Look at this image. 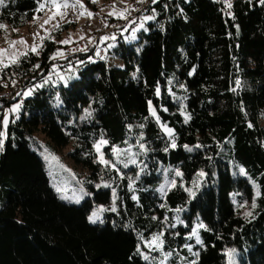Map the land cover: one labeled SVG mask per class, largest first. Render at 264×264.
I'll return each instance as SVG.
<instances>
[{"label": "trees", "instance_id": "1", "mask_svg": "<svg viewBox=\"0 0 264 264\" xmlns=\"http://www.w3.org/2000/svg\"><path fill=\"white\" fill-rule=\"evenodd\" d=\"M37 7L38 0H4L0 24L23 27ZM144 11L153 13L147 30L112 50L122 67L93 59L100 44L58 57L61 45L47 39L37 53L27 52L0 73V85L8 83L16 93L33 87L54 63L65 69L72 63L79 71L67 86L20 96L7 136H0V264H152L141 255L159 254L146 245L152 236L194 259L191 246L199 253L197 264H226L229 248L242 264H264V0H232L229 6L219 0H149ZM106 33L92 32L90 39L100 43ZM13 74L15 88L8 80ZM9 103L0 98V132ZM36 131L57 148L72 142L70 156L95 180L105 170L96 160L99 140L128 147L144 132L151 185L140 182L136 196L130 177L108 168L107 177L124 184L117 209L90 222L95 204L109 208L111 189L87 183L93 196L79 204L62 200L30 145ZM161 169L179 171L185 184L161 193ZM253 202L251 215H244L241 208ZM177 213L186 226L176 224ZM199 223L202 244L186 236Z\"/></svg>", "mask_w": 264, "mask_h": 264}, {"label": "rangeland", "instance_id": "2", "mask_svg": "<svg viewBox=\"0 0 264 264\" xmlns=\"http://www.w3.org/2000/svg\"><path fill=\"white\" fill-rule=\"evenodd\" d=\"M83 1L85 2L84 6L88 11L97 14L94 18V21L97 24L107 23L117 26L116 29L101 36V37H109V39L103 41L100 39V43H99L100 49H104L107 52V54L102 56L100 55V49H97L96 53L99 52V55H96L95 56L96 58L93 59H97V58L104 59L110 63H113L118 67H122L123 62L121 59L117 58L113 54L112 52L113 48L119 43L121 39L125 40L126 42H133L137 40L139 31L147 30V23L153 19L152 18L150 20H147L145 19V17L148 16L153 17V13L149 11H144L138 14L136 17L127 20L126 25L120 27L121 21L126 20L125 17L127 15V7L133 2V0H97L96 3H92L91 0H83ZM88 1L91 4V6L89 5ZM113 5H115V8H113ZM55 11H57V9L53 8L52 5H48V7H46L44 11H41L36 14V16L39 18L36 22L31 21L23 27L13 28L10 27L8 24H4L7 26V30L6 31L0 30V49H8L7 53H5V58H6L5 62H7L8 57H14L18 61L25 53L30 51L29 49L33 44H36L38 46V51H39L47 39L52 40L57 44H60L59 41L71 37V40L69 41L68 44H60L61 47L59 51L63 52V55H57L58 57L64 56L69 51H71L72 48L77 47L79 41L90 39L92 31L87 28L86 25L87 19L84 16H81L73 23H70L68 27L65 26L66 24H68L67 22L60 20L59 17H57V19L52 20L49 24L44 25L43 29H41L39 25H43L44 21L48 19L49 16H51ZM109 11H116L118 14L114 16H109L108 15ZM57 22H59L61 25L59 29L53 27V25L56 24ZM13 29H16V31H13ZM37 32H39L40 35L36 36L34 40L33 34ZM41 36L44 37L50 36L51 38H45L44 40H41ZM113 36L115 37V39H111V37ZM81 37H83V39H81ZM21 38H24L27 41V43L26 44L17 43L14 47L9 46V41H13V40L18 41ZM109 45H111V47H109ZM78 51H80V49ZM61 65L62 63H58V62L54 63L51 66L50 70L47 72L46 76L35 84V85L39 84L42 86L35 89H39L46 86L57 87L61 84L67 86L73 80L79 78V71L72 63H69L66 69L62 68ZM45 80H47V83H45ZM13 91L14 90L11 88H6V87L5 89L0 88V98L1 97L3 98V96L8 98L9 96L7 95V93L8 92L13 93ZM169 91L172 95H174V90L171 87V85L169 87ZM14 96H15V92L11 96V100L9 104L13 105L15 103H18L20 96H15V99H12V97ZM2 104L3 103L1 102V105ZM5 105L6 104H3V106ZM153 109L154 107L151 106V111ZM181 109L183 112H185L184 107H182ZM9 115L10 114H8V121L10 118ZM159 123L161 124L162 127L166 126L163 123H161L160 120ZM7 128H8L7 126L5 128L2 122V133H4L3 137L7 136ZM167 128L170 129L169 127ZM136 137H137V144H131L128 147H117V146L112 147L107 142V144L101 145V149L99 153H97L95 149L96 160L98 162L101 154L103 155L104 160L110 162L107 165L101 163L102 167L105 170L104 172H102V174L97 180L91 177V170L87 166L77 163L70 156V153L73 151L74 148L72 142L65 147L57 148L55 147L54 143L42 131H36L34 134V139L30 141V145L42 156L45 162V167L47 174L49 176L50 184L54 189V191L62 200L69 202L71 204H79L84 199L93 196V192L87 186V183L89 184L93 182L95 187L98 189L105 187L111 189L112 202L110 203L109 208H107V206L103 204H98V205L95 204L90 214V216H92L93 213H96V217H95V222H96L104 217L103 215L105 211L117 209L118 199L120 197L119 186L124 185L122 182L120 183V181H116L115 179H109L107 177L108 168L116 170L118 172L117 175L120 178L124 177V173L126 176H129L130 184L128 183V186L130 190H134V192L139 187L140 182L144 183V187L151 185V183H148L146 180V177L150 176L149 173L150 169L148 165L149 149L147 146V142L144 141L143 139L144 132L138 133ZM141 144L144 145L143 149H141L140 147ZM113 149H116V151H113ZM133 159L136 161L135 164L131 163V160ZM113 164L115 165V167L112 166ZM124 164H128V167H124ZM141 169H143V171H141ZM160 171H161L160 174L162 175V181L157 185V188L161 193L165 194L169 189L179 184H183V185L185 184L183 181L179 180V176L172 173L169 169H164V170L161 169ZM115 177L117 178V176ZM195 186L196 188H198V190H200L201 183L200 184L198 183ZM162 188L164 189L163 191H161ZM256 194L257 196H259V192H257ZM135 195L137 196V192H135ZM241 209H242L241 212L244 215H246L248 213H252L254 208L250 206L248 203L245 204V206H243ZM174 217L179 219L176 220V224L180 225L183 223L182 225L186 226V220L184 217L181 219L178 213L177 215L175 214ZM200 225L201 223H199L197 225V228L195 229V232L198 236H199V230L201 228ZM191 234H193V232L187 233L186 236L189 237ZM154 237L157 236H152L151 240L149 241L151 243L147 242L146 245L149 246L150 249H155L159 254H155L152 256L148 253H144V255H147L149 257V260L152 264H161L162 261L163 264H191L192 261H196L198 259V257L193 255V253H196L195 249L193 248L190 253H191V257L194 256V259L187 258L184 252L180 249L176 251L168 250L167 248H165L164 245L165 242L163 237H160V240H162L163 242L162 246L158 248L156 247L158 241H154ZM194 237L197 238L196 235H194ZM229 250H234V251L229 252ZM169 252L172 253V255L169 256L167 259H165V254ZM226 254H227L226 264H242V261L240 259V254L235 249L229 248Z\"/></svg>", "mask_w": 264, "mask_h": 264}, {"label": "snow or ice", "instance_id": "3", "mask_svg": "<svg viewBox=\"0 0 264 264\" xmlns=\"http://www.w3.org/2000/svg\"><path fill=\"white\" fill-rule=\"evenodd\" d=\"M91 2L92 3H96L97 0H91ZM156 2H157V0H153V3H156ZM3 5H4V0H0V6H3ZM48 5H52V7L55 8V9H57V11L53 12V14L51 16H49V18L44 21V24L43 25H39V27L41 29L44 28V25H47L52 20L57 19V17H59L60 20H63L65 22H67V23H72L73 21L72 20H68L67 17H66V13L63 11V9H65V8H72V9L78 10V12H77V19L79 17H81V16H86L88 18H92L93 15H94L92 12L88 11L86 9V7L82 3H80V0H73L72 3H69V0H43V2H40V0H38V7L36 9V12L39 13L41 11H44L45 8L48 7ZM113 8H115V5H113ZM117 14L118 13L116 11H109L108 12V15L109 16H114V15H117ZM152 18L153 17H151V16L145 17V19H147V20H150ZM32 19H33V22H36L39 18L36 15H34ZM60 26L61 25H60L59 22H57L56 24L53 25V27L56 28V29H59ZM141 27H142V25H141ZM0 30H5L6 31L7 30V26L4 25V24H0ZM13 31H16V29H13ZM39 35H40L39 32L34 33L33 34V39L35 40V37L36 36H39ZM45 38H51V37L50 36L49 37L41 36V40H44ZM81 39H83V37H81ZM100 39L103 41V40L109 39V37H101ZM111 39H115V37L113 36V37H111ZM70 40H71V37H69L68 39L59 41V43L60 44H68ZM17 43L26 44L27 41L24 38H21L18 41L17 40L9 41V46L10 47H14ZM89 43H91V41H89ZM109 47H111V45H109ZM29 50L32 53H37L38 52V46L36 44H33L30 47ZM81 50H83V49H81ZM7 51H8V49H0V73H4L5 69H9L14 64H17L18 63L17 59L14 58V57H8L7 58V62H5V59H6L5 58V53H7ZM24 55H27V53H25ZM56 55H63V52H61V51L58 50L57 53H56ZM96 55H99V52H97ZM52 59H55V55L52 57ZM34 67L39 68V65H35ZM2 78H4V77L3 76H0V79H2ZM8 80L11 83V86L13 88H15V86L17 84V80L14 78V74H13V76H9L8 77ZM45 83H47V80H45ZM41 86L42 85L37 84V85H34L31 88H27L26 90L17 91L15 93V96H25V97L26 96H29L35 90V88H38V87H41ZM0 87H8V83H5L3 85H0ZM15 96L12 97V99H15ZM149 104H151V102H149ZM19 109H20V104L19 103H15V104L11 105L10 108H8V109L5 110L4 118H3V121H2L3 124H4V126H5V128H6L7 124H8V113L18 112ZM152 112H153V115H155V110L154 109L152 110ZM157 119H158V117H157ZM163 127L165 128V131L168 133L169 136H172L173 135L171 129H168L166 126H163ZM249 127H251V125H249ZM3 135H4V133L0 132V136H3ZM2 143H3L2 140H0V150H2ZM103 144H107V141L101 139L99 142H97L94 145L97 153L100 152L101 145H103ZM170 146L171 147H175L174 139H173V142H172V144ZM140 147H141V149H143L144 148V145L141 144ZM185 147L187 148V145H185ZM197 147H199V145H197ZM164 150L167 151L168 148L166 147ZM113 151H116V149H113ZM99 162L100 163H103V164H106V165L110 163L109 161L104 160L102 154L99 157ZM131 163L135 164L136 161L133 159V160H131ZM112 166L115 167L114 164ZM124 167H128V164H124ZM141 171H143V169H141ZM240 171L243 172V169H241ZM176 175L177 176H180L181 173L179 171H177L176 172ZM200 175H204V173L201 172ZM137 178H138V176H137ZM130 187H131V185H130ZM163 190L164 189L162 188L161 191H163ZM133 199L135 200L136 197L133 196ZM252 207L253 208L256 207L255 202H253ZM248 215H251V213H248ZM95 217H96V213H93V215L89 217L90 222H95ZM200 227H204V226L203 225H200ZM193 235H196L197 236L196 243L197 244H202V241L199 239V236L196 234L195 230H193ZM154 241H158V243L156 244V247L159 248V247L162 246V243L163 242H162V240H160V237L159 236L154 237ZM149 243H151V242H149ZM187 247H188V250L191 252L192 251L191 246H187ZM138 251H139V249H138ZM233 251L234 250H229V252H233ZM141 255H143V258L145 260H148L149 259V257L147 255H144L143 253H141ZM171 255H172V253H170V252L169 253H166L165 254V259H167ZM193 255L196 256V257H198L199 256V253L196 252V253H193ZM161 264H163V261L161 262ZM191 264H197V262L196 261H192Z\"/></svg>", "mask_w": 264, "mask_h": 264}, {"label": "built area", "instance_id": "4", "mask_svg": "<svg viewBox=\"0 0 264 264\" xmlns=\"http://www.w3.org/2000/svg\"><path fill=\"white\" fill-rule=\"evenodd\" d=\"M219 1H223L226 6H229L232 2V0H219ZM73 0H69V3H72ZM80 3H82L84 5V1L80 0ZM149 4V0H133V2L127 7V15H126V20H130L134 17H136L140 12H142ZM63 11L66 13V17L68 20H72V21H76L77 20V12L78 10L76 9H72V8H65L63 9ZM86 17V16H84ZM86 25L87 28L89 30H91L94 33L97 34H103L109 31H112L114 26H112L111 24H107V23H102V24H97L94 21V15L92 18H88L86 17ZM127 23V22H126ZM125 25V23H124ZM89 41H91V43H89ZM99 46V42L97 39H85L83 41H80L77 44V47L72 48V51H78L80 49V51H88L91 48H98ZM83 49V50H81ZM100 54L102 56L105 55V51L103 49L100 50ZM14 93V92H13ZM13 93L8 92L7 95L9 96L8 98L3 96V99L5 101V99H9L11 100V96L13 95ZM5 102H3L4 104ZM2 104V105H3Z\"/></svg>", "mask_w": 264, "mask_h": 264}, {"label": "crops", "instance_id": "5", "mask_svg": "<svg viewBox=\"0 0 264 264\" xmlns=\"http://www.w3.org/2000/svg\"><path fill=\"white\" fill-rule=\"evenodd\" d=\"M93 14H94V18H95V16H96L97 14H96V13H93ZM124 22H125V21H124ZM125 25H126V22H125ZM11 105H12V104H11ZM8 108H10V107H6L5 110L8 109ZM5 110H4V113H5ZM8 114H10L9 116L11 117V113H8Z\"/></svg>", "mask_w": 264, "mask_h": 264}]
</instances>
